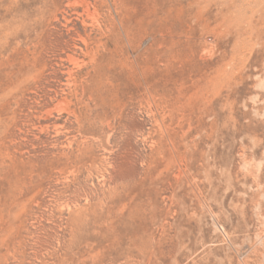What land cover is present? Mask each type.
Wrapping results in <instances>:
<instances>
[{
  "label": "rangeland",
  "instance_id": "rangeland-1",
  "mask_svg": "<svg viewBox=\"0 0 264 264\" xmlns=\"http://www.w3.org/2000/svg\"><path fill=\"white\" fill-rule=\"evenodd\" d=\"M0 264H264V0H0Z\"/></svg>",
  "mask_w": 264,
  "mask_h": 264
},
{
  "label": "bare ground",
  "instance_id": "bare-ground-1",
  "mask_svg": "<svg viewBox=\"0 0 264 264\" xmlns=\"http://www.w3.org/2000/svg\"><path fill=\"white\" fill-rule=\"evenodd\" d=\"M124 1H125V0H124ZM123 5H124V3H123ZM124 6H125V7H127V6H126V3H125V5H124ZM124 6H123V7H124ZM123 10H124V9H123ZM135 11H136V9H135ZM124 14H125V13H124ZM121 15H122V14H121Z\"/></svg>",
  "mask_w": 264,
  "mask_h": 264
}]
</instances>
